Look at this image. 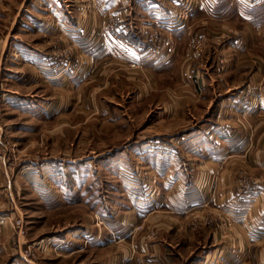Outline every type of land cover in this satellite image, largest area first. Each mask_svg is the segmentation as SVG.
Returning a JSON list of instances; mask_svg holds the SVG:
<instances>
[{
	"label": "rangeland",
	"instance_id": "374dc122",
	"mask_svg": "<svg viewBox=\"0 0 264 264\" xmlns=\"http://www.w3.org/2000/svg\"><path fill=\"white\" fill-rule=\"evenodd\" d=\"M108 2L0 0V264H264V113L218 109L211 91L136 62L106 57L92 74L88 58L72 76L85 63L77 42L110 26L96 9ZM64 4L81 30L21 25L27 8ZM150 34L176 56L170 33ZM219 38L188 45L211 47L229 94ZM19 43L49 53L47 77L20 62ZM212 120L222 127L204 137Z\"/></svg>",
	"mask_w": 264,
	"mask_h": 264
},
{
	"label": "crops",
	"instance_id": "0c3cea01",
	"mask_svg": "<svg viewBox=\"0 0 264 264\" xmlns=\"http://www.w3.org/2000/svg\"><path fill=\"white\" fill-rule=\"evenodd\" d=\"M58 1L60 4L61 0ZM108 1L104 5L105 7L96 9L111 18L110 26L104 31H99L98 39L91 41L89 45L77 42L75 46L80 49L81 60H84L85 63H82V66L76 71H72L70 73L72 76H77L80 72L84 73L83 66L88 62V58L91 60L92 74L95 72V64L98 63V60L106 57L118 59L121 63L136 62L138 65L143 64L141 66L152 68L153 75L169 73L172 79L179 78L180 81L186 82V90H189L190 93H197L200 90L203 95L208 96L211 91L220 98L217 100L218 109L221 107L231 108V105H242V107L245 105L250 110V114L264 113V0ZM186 6L189 8L187 12H184ZM69 10L65 4L57 8L46 6L33 7L31 10L27 8L22 13L26 21L22 20L23 24L21 25H25L35 32L49 23H53L52 27H57V29H60L61 26L66 28L68 21L71 20V22H75L77 30H81L79 18L74 20L73 17L70 18ZM41 16H48L51 21L41 18ZM154 29L160 33H170L174 37V43L178 48L176 56H172L162 49H154L150 37V32ZM220 36H222L221 39ZM206 37L214 41L217 38L220 39L218 42L220 49L217 50L219 56L224 53L227 55L228 52L232 53L228 56L229 70L225 77L231 80L233 85L239 86H234L229 94L227 92L223 94L220 83H214L215 76L217 80V76L220 75L216 74L218 67L215 69L212 64L216 58L213 56L214 52L211 51V47L195 51L188 45L194 38L204 42ZM16 47L17 53L25 50L26 56L20 57V62L30 68L35 76H48L49 72L43 68L51 62L49 53L22 46L20 43ZM15 57L12 58H18V56ZM203 62L205 65L208 62L211 64L210 68L213 70L210 73L206 69H201ZM176 64L181 65L183 70L180 74L176 72L179 75L177 78L173 75ZM197 71L202 74L201 81L203 83L198 88L192 84L197 81L194 79ZM10 74L14 79L19 76L18 72L11 71ZM246 76L250 79L248 85L242 82L244 77L247 78ZM260 84L262 87L258 86ZM243 97H245L244 100H242ZM209 122L206 125L204 137H210L215 131H218L219 127H222L215 124V122L218 123V120ZM222 124L224 129L229 128L228 123ZM1 125L0 121V127ZM215 133L217 134V132ZM223 134L226 135L225 140L229 144L232 136L228 130H224ZM235 145L237 146V144L233 146ZM209 148L213 149L210 146ZM253 155L251 151L249 157L246 155L247 159L253 160Z\"/></svg>",
	"mask_w": 264,
	"mask_h": 264
},
{
	"label": "built area",
	"instance_id": "2783aa9c",
	"mask_svg": "<svg viewBox=\"0 0 264 264\" xmlns=\"http://www.w3.org/2000/svg\"><path fill=\"white\" fill-rule=\"evenodd\" d=\"M188 8H189V7L186 6L185 9H184V12H187V11H188ZM168 45H169V44H168ZM169 47H170V49H171V51H172V45H170Z\"/></svg>",
	"mask_w": 264,
	"mask_h": 264
}]
</instances>
